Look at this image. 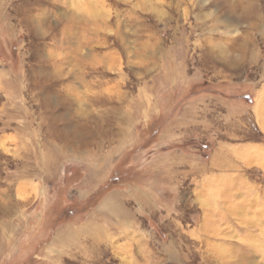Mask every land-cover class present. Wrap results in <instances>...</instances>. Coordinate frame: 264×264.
<instances>
[{"label": "rangeland", "instance_id": "rangeland-1", "mask_svg": "<svg viewBox=\"0 0 264 264\" xmlns=\"http://www.w3.org/2000/svg\"><path fill=\"white\" fill-rule=\"evenodd\" d=\"M71 2L0 0V264H264L262 170L203 196L162 174L212 151L214 125L168 134L185 105L214 124L264 81V0ZM91 220L101 240L52 244Z\"/></svg>", "mask_w": 264, "mask_h": 264}, {"label": "crops", "instance_id": "crops-1", "mask_svg": "<svg viewBox=\"0 0 264 264\" xmlns=\"http://www.w3.org/2000/svg\"><path fill=\"white\" fill-rule=\"evenodd\" d=\"M210 97L213 98V96ZM240 97L232 100L230 105L228 104L230 108L225 111L224 115L219 114L220 116L217 117L218 119L214 121V124L212 119L207 121L204 116V112L207 110L200 109L199 115L195 110L203 101L200 99L201 97L194 99L192 105L183 107L178 114L177 121L174 122L175 124L172 125L171 129H168V134H173V128L176 127L180 131L177 133L176 144H181L187 141L190 132L196 134V124L199 123L205 127L208 124L214 125L215 128H211L210 133L207 134L213 143L212 151H210L207 161L198 158L200 156L196 153H186L184 149H175L163 153L162 158L167 159L164 167L162 163V174L166 176L167 180L177 181L180 176L182 177L186 173L193 175L195 183L198 184L195 190H198L199 195L203 196L206 195L205 190L207 188L204 187V184L206 185L208 182L227 181L229 178V180L233 179L232 181L243 183L244 167H255L264 173V81L252 89L250 100L245 96ZM218 101L220 102L219 99ZM226 103L229 102L226 101ZM249 118L255 126L253 133L246 122ZM191 124L194 125L193 131L190 130ZM198 133L204 135L205 132L199 130ZM254 133L257 134L254 135ZM164 139L168 141L167 137ZM169 175L171 176L169 177ZM243 191V189L240 190L242 196L244 195ZM98 211L104 212L111 219H115L113 215L122 220L128 216L127 213L120 212L116 208L111 196L105 200ZM99 225L96 220H91L78 229L65 227L56 234L52 244L68 245L69 242L72 244L77 236L86 232L91 233L90 235L96 241L101 240L103 230Z\"/></svg>", "mask_w": 264, "mask_h": 264}, {"label": "clouds", "instance_id": "clouds-1", "mask_svg": "<svg viewBox=\"0 0 264 264\" xmlns=\"http://www.w3.org/2000/svg\"><path fill=\"white\" fill-rule=\"evenodd\" d=\"M99 7L107 9V5L103 4ZM69 11L73 14L79 15L82 12L88 11V6L82 2V0H72L71 4L69 5Z\"/></svg>", "mask_w": 264, "mask_h": 264}, {"label": "trees", "instance_id": "trees-1", "mask_svg": "<svg viewBox=\"0 0 264 264\" xmlns=\"http://www.w3.org/2000/svg\"><path fill=\"white\" fill-rule=\"evenodd\" d=\"M205 147H207L206 145H205ZM208 156L206 155V158H207Z\"/></svg>", "mask_w": 264, "mask_h": 264}]
</instances>
